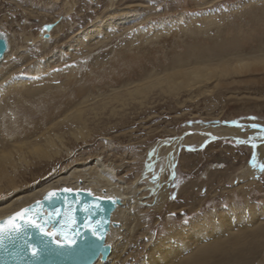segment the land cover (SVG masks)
Instances as JSON below:
<instances>
[{"label":"rangeland","instance_id":"1","mask_svg":"<svg viewBox=\"0 0 264 264\" xmlns=\"http://www.w3.org/2000/svg\"><path fill=\"white\" fill-rule=\"evenodd\" d=\"M131 1L116 0L113 3V0H76L73 9L66 12L65 0H0V30L11 40L13 50L2 67L16 61L26 51L27 54H34L30 63L35 65L52 61V57L56 58L39 75L54 77L51 80L44 78L46 82H50L49 86L53 85L52 88L44 89L43 95L41 92L34 100L24 102L22 107L27 109L21 114L17 113L16 124L13 123L16 118L12 115L13 111H7L9 121L14 124L11 127L18 132L17 138L43 142L41 135L51 126V122L60 120L86 97H96L90 104L100 103L105 97L124 92L126 85L137 82L141 75L164 74L165 69L171 67L178 58L189 61L186 57L192 55V61L196 62L197 57L193 55L199 51H202V56L207 53L203 58L204 64L213 67L220 62L235 64L239 60L248 62L250 67L246 66L239 72L227 75L222 79L225 85L212 93L199 94L198 90H193L191 94L183 92L178 98H174L157 90L149 95L143 108L136 103L125 108L114 103L113 107L118 115L113 116L108 108L97 117L89 116L91 120L88 128L92 131L87 138L73 139L68 135V126L64 125L61 131L66 133L64 136L67 148L60 156L42 161V164L38 160H31V173L26 176L25 182L27 185L45 182L52 175L99 158L105 166L116 170L118 178L130 183L143 173L147 165V151L153 145L163 142L160 149V152L163 150L160 157H163L166 148L170 147L169 140L189 139L196 132L198 134V131L242 127L245 123L264 126V0H208L205 4L207 0H138L130 4ZM111 14L112 19H108L107 16ZM118 19H123L124 25L115 30L110 29L102 38L99 36L91 42L85 37L101 21L107 23L113 20L114 23ZM61 24L62 29L51 35ZM41 32L45 34L43 40H51L46 50L40 46L38 37ZM142 32L144 33L139 37ZM22 35H29L28 37L36 38L37 41H25ZM195 62L193 66L197 65ZM34 64H24L20 71L22 73L15 77L21 75L19 78L25 81L35 77L34 73L31 75L32 70L25 69ZM29 72L31 74L27 75ZM44 86L46 87L41 85L42 88ZM190 95L195 96V99L190 100ZM14 101L12 96L9 105L17 111ZM6 102L8 101L0 102V107ZM7 135L9 133H0V139L4 137L10 141L12 138ZM12 141L14 139L8 144H12ZM237 141L232 138L208 139L202 143L196 141L198 144L187 143L179 149L175 170L170 178L168 209L155 214L156 218L153 217L160 224L158 227L165 229L168 220L187 226L194 216L203 215L214 208L228 212L231 199L240 204L250 201L257 208L264 206V173L258 175L255 182L256 187L261 188L256 190L254 186L251 196L241 198L236 192L231 197L232 194L228 193L237 187L238 180L235 177L251 162L255 151L252 145H243ZM161 160L162 158L160 163ZM233 167L238 169L234 170ZM155 169V175L150 180L159 175L162 164ZM211 173H216L213 183L209 179ZM200 181L206 184L204 189L200 187ZM192 182L195 186L191 190L198 194V198L196 201L183 200L177 192ZM151 193L149 191L150 195ZM252 198H257L254 203ZM200 199L201 202L204 200L202 204L195 203ZM172 203H178L177 207H182L183 210L170 211ZM198 204V209H201L196 211L197 208H193ZM190 206L193 207L192 210H189ZM263 255L264 249L263 252L260 251V257H256L254 264H264Z\"/></svg>","mask_w":264,"mask_h":264},{"label":"bare ground","instance_id":"2","mask_svg":"<svg viewBox=\"0 0 264 264\" xmlns=\"http://www.w3.org/2000/svg\"><path fill=\"white\" fill-rule=\"evenodd\" d=\"M115 1L116 0H113V3ZM121 1L123 2L127 0ZM135 1L138 0H132L130 4L135 3ZM75 2L76 0H65L64 9L66 12H70L73 9ZM205 3H208V0L204 2V4ZM130 7H133V5ZM112 17V14L107 16L108 19H112ZM123 23V19H118L114 23L113 20L107 23L101 21L98 25L96 24L94 26L95 30L91 29L92 31H88L85 37L88 41L92 42L97 37L99 38L100 36L102 38V36L108 34L110 29L115 30L117 27L124 25ZM62 27V24L59 25L51 35L60 31ZM144 32L138 36L141 37ZM44 35V32H41L38 38L40 46L46 50L50 45L51 40H43L44 38L42 37ZM28 36H24L25 41H37L36 38ZM7 41L9 50L5 54L3 61L0 63V102H8L0 107V133H9L7 137L14 139V142L12 141L13 143L9 145L8 143L12 139L10 141L6 140L7 138L4 137L3 139H0V220L5 219L9 215L35 203L36 201L42 200L44 195L51 190H58L63 187H70L73 190H90L95 196L105 198L113 197L120 200V203L117 205L114 212L111 213L110 229L106 235V244L111 246V251L105 260H103L102 255H100L93 264L255 263V259H257L258 256L260 257V251L262 250L263 252L264 249V206L262 205L257 208V206H252L250 201L246 200L244 204H240L231 199L230 201L232 203L228 212L214 208L213 211L203 213V215L200 216H194L187 226H183L182 223L177 224L172 220H168L165 229L158 227L160 224L157 219L155 220V216L160 214L169 205L168 200L171 186L170 178L175 170L177 153L179 149L187 143H195L196 141L202 143L203 140L208 139L232 138L240 141L243 145H252L255 150L253 153V159L247 164V166L239 171L238 175L235 177L238 180V185L228 193L232 194L231 197H233V194L237 192L240 195L239 197L246 198L247 196H251V191H253L254 188L259 190L261 186L256 187L255 182L258 179V175L264 173V126L261 127L260 125L254 124L256 127H253V125L250 126V123H245L242 127L229 126L227 128L219 127L208 130L202 129L203 131H198V134L196 132L192 138L176 139L175 141L169 140L170 142L168 143L170 144V147L166 148L163 157H160L162 156L161 153L163 150L160 152V149L163 142L156 146L153 145V148L151 147L149 151H147L148 153L145 157V163L147 165L143 173L141 172L142 174L136 176V178L130 183L118 178L116 175L117 173H115L116 170L114 171L105 166L100 162V158L80 163L78 167H74L69 171L67 170L52 175L49 179L45 180V182H34L31 185L25 183L27 181L26 176L31 173V167H29L32 163L31 160H38L39 164H42V161L45 162L60 156L67 148L64 136L66 133L61 131V127L64 125L68 126V135L73 139L79 140L87 138L92 131L88 128V124L91 120L89 116L93 115L94 117H97L108 108L113 116L118 115L115 107H113L114 103H119L122 108L130 106L131 103H136L139 107L143 108L146 104L145 101L149 99V95L157 90L162 94L173 96L174 98H178L183 92L191 94L193 90H198L199 94L212 93L215 89L225 85L222 81L223 78L232 74V72H239L242 68L249 66L250 64L248 62L242 60L237 61L235 64L220 62L217 66L213 67L212 65L204 64L203 58L207 56V53L202 56L200 54L202 51L193 55V57H197L196 62L192 61V55L186 57L189 61L178 58L172 63L171 67L165 69L164 74L146 73L141 75L138 77L137 82L128 83L124 92H116L109 97H105L100 103L90 104V102L94 101L96 97L90 98L88 96L84 100L82 99L83 101L79 105L73 107L68 113H65L60 120L51 122V126L47 127V131L41 135L40 139L43 140L42 142L40 140H23L17 138L16 134H18V132L15 130L16 128H12L11 125L17 123V113L21 114L23 113V110L27 109L22 107L24 102L34 100V98L39 96L41 92V95L45 93L43 92L44 89L52 88L51 86L53 85L49 86L50 84L48 83L50 82H46V79L49 78H46L48 75L46 77H40L39 75L40 73H44L49 68V65L55 62L53 60L56 58L52 57V61H46L43 64L38 63L35 65L34 63H30L33 60L34 54H27L26 51L21 53L16 61L11 62L10 64L8 63L3 68L4 61L9 59L10 54L13 51L11 40L7 38ZM210 51L212 53L214 52L213 50ZM194 62L197 63V65L193 66ZM22 63H28L29 65L34 64L33 67H26L25 69L32 70V74L29 72L26 73L27 75H33L34 73L36 76L26 81L19 78L21 75L15 77L22 73L20 72L24 65ZM71 77L72 76H70V78ZM49 79H54V77ZM74 84H76V82ZM211 84L212 87H210ZM41 85H46V87L44 86L45 88H42L43 86L41 87ZM57 92H59V90H57ZM79 92H77V95ZM12 96H14L15 101L13 103L15 108H17V111L13 110L12 106L9 105V99ZM189 98L190 100H194L195 96L190 95ZM40 105H42V103ZM8 110L11 112L13 111L12 115L16 116L15 121L13 122L14 124H12L7 117ZM46 112L47 111H45V113ZM47 119H49V117H47ZM200 132L203 133V135ZM198 142H196V144H198ZM214 148L216 147L214 146ZM233 149L235 150V148ZM227 157L229 158V156ZM161 158L162 163H160ZM185 161L186 160H184V162ZM159 164H162V170L160 173L158 172L159 175L157 174L155 178L150 180L151 177L155 175V172L153 173V171L156 170L155 167H158ZM149 165H151V167H149ZM235 166L237 167L238 165ZM235 169L238 168H234V170ZM233 172L234 171L231 173ZM224 175H226V172ZM215 176L216 173H211L209 176L211 183H213L212 181H214ZM229 176L227 178H229ZM193 183L194 182L189 186L185 185L184 188L180 187L181 190L177 192L179 197L183 200L195 199L196 201L198 194L191 190L195 186ZM200 184V187H206L204 181ZM149 191L152 192V195L149 194ZM256 199L252 198L253 203ZM202 202L200 199L195 203L202 204ZM177 204H170L169 210H172L173 212L182 211L183 208L177 207ZM199 206L200 204L194 208L190 206L189 210L197 208L196 211H199L201 209H198ZM156 222L158 224L154 225ZM113 223H116L117 225L114 226ZM2 256H4L6 260L8 259V256L4 254H2Z\"/></svg>","mask_w":264,"mask_h":264},{"label":"snow or ice","instance_id":"3","mask_svg":"<svg viewBox=\"0 0 264 264\" xmlns=\"http://www.w3.org/2000/svg\"><path fill=\"white\" fill-rule=\"evenodd\" d=\"M253 127L256 126L253 125ZM60 192L74 194L77 197L80 195L79 191L73 193V189L70 187H64L60 189ZM87 194L93 195L90 190ZM45 199L54 205L56 201L61 199V196L56 191H50ZM97 199L100 198L97 197ZM109 199L113 204L118 202L117 198ZM36 204L40 208L43 207L40 201H37ZM93 207L103 211L100 204L85 205L84 210L89 215L85 216L83 231L76 228L73 230L75 234L71 236L67 231V221L60 219L63 214L59 207H55L54 211L47 215H44L43 212L30 215L31 210L29 208L22 209L5 223H0V254L11 257L12 264H48L52 258L64 260L78 258L82 259L84 264H88L90 253L99 250L95 249V245L88 240L87 233L91 232L96 240L104 239L100 231L104 227L103 223L100 221L93 223L90 219ZM71 223L74 225L75 219H72ZM29 230H39L40 240L38 243L31 242L28 235ZM58 237H62V239ZM105 247H107L106 244Z\"/></svg>","mask_w":264,"mask_h":264},{"label":"water","instance_id":"4","mask_svg":"<svg viewBox=\"0 0 264 264\" xmlns=\"http://www.w3.org/2000/svg\"><path fill=\"white\" fill-rule=\"evenodd\" d=\"M8 50H9V45H8V41H7L6 35L0 31V62L4 59V56L8 52ZM51 191H56L58 193V195L61 196V199L59 201H56L54 205L50 204L45 199L50 191L47 192L44 195L43 199L41 200V204L45 205L46 208H49V209L55 208L57 206L63 207V203L65 201V198L67 199V197H69V196L70 197H77L74 194L61 193L60 189L59 190H51ZM75 192L76 191H73V193H75ZM87 193L88 192H81L83 201H86L88 203H91L92 201H96L98 204L101 205V208L103 209V211H101L100 209L95 208V212L92 215H90V219L92 221H97V220H99L101 218H107L108 222L104 226H106V231H108L110 215L114 211V209L116 207V204L120 203V200L117 199L118 202L116 204H113V203H111V200L109 198L97 199V197H93L92 195L89 196ZM53 199L55 200V198H53ZM32 206H28V207H25V208H29L31 210L30 213H29L30 215H36V213L38 212V210L35 209L37 204L34 203ZM21 210H19V211H21ZM19 211H17V212H19ZM17 212H15V213H17ZM14 214H11L10 216L6 217L3 220H0V223H5ZM105 233H103V236H104L103 240H96L95 237L92 236L91 232L87 233L88 240L95 245V249L99 250V251H95L94 250L92 253H90V261L88 262V264H92L93 261L96 260L98 255H102V259L103 260H105L107 258L108 254H109V251H110V247L109 246L105 247ZM72 235H74V234H72ZM68 263H70V264H74V263L84 264V261L82 259L73 258V259H69ZM0 264H12L11 257H8V259L6 260L5 257L3 256V258H0Z\"/></svg>","mask_w":264,"mask_h":264}]
</instances>
